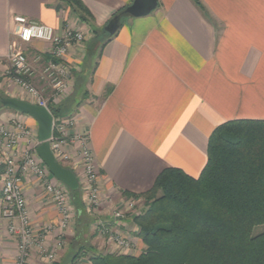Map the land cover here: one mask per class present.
<instances>
[{
    "label": "crops",
    "instance_id": "0c3cea01",
    "mask_svg": "<svg viewBox=\"0 0 264 264\" xmlns=\"http://www.w3.org/2000/svg\"><path fill=\"white\" fill-rule=\"evenodd\" d=\"M79 1L87 11L85 22L60 0H0V94L5 97H26L5 73L15 16L57 34L91 33L64 58L71 67L69 95L58 105L62 117L75 118L70 134L88 133L100 185L99 213L87 215L81 202L82 212L58 238L53 228L60 216L39 182L30 176L21 182L35 236L43 237L47 251L62 241L51 264H90L91 256L112 255L94 230L97 219L132 241L133 252L124 255L141 253L133 218L119 223L111 211L148 192L164 170L197 178L206 163L208 138L223 123L264 121V0H157L147 16L124 15L108 40L101 32L133 0ZM22 47L34 69L31 84L49 97L42 68L50 46L33 41ZM36 56L41 58L37 63ZM12 120L37 140L34 119L0 110V124ZM16 256V239L0 223V264H13ZM28 264L49 263L34 249Z\"/></svg>",
    "mask_w": 264,
    "mask_h": 264
},
{
    "label": "trees",
    "instance_id": "16d2710c",
    "mask_svg": "<svg viewBox=\"0 0 264 264\" xmlns=\"http://www.w3.org/2000/svg\"><path fill=\"white\" fill-rule=\"evenodd\" d=\"M60 1L86 21L79 0ZM126 9L111 21L119 22ZM101 33L105 40L112 36ZM48 109L54 118L64 111L62 105L49 104ZM0 110L9 109L0 105ZM70 194L81 213L80 190ZM135 198L145 203L133 218L142 252L98 254L90 264H264V232L252 235L264 225V121L223 123L208 138L206 163L197 178L167 169Z\"/></svg>",
    "mask_w": 264,
    "mask_h": 264
},
{
    "label": "built area",
    "instance_id": "2783aa9c",
    "mask_svg": "<svg viewBox=\"0 0 264 264\" xmlns=\"http://www.w3.org/2000/svg\"><path fill=\"white\" fill-rule=\"evenodd\" d=\"M13 23L14 40L8 43L5 73L11 82L26 95L28 103L49 111V104L58 105L69 95L71 67L64 64L65 56L73 47L88 41L91 33L66 30L62 34H57L52 28L21 16H15ZM33 41L50 46L49 60L42 68V77L49 82L51 91L49 97L44 96L43 90H38L31 84L34 69L27 61L22 46ZM40 59L36 56L34 62L37 63ZM75 125V118L71 116L53 117L52 133L48 143L56 162L62 167L70 166L78 181L85 213L93 217L99 213L102 203L98 172L95 168L88 133L70 134ZM38 146L39 143L33 138L31 132L19 122L12 120L8 124H0V166L2 167L0 223L6 224L7 232L14 236L17 242V256L13 264H28V258L34 249L44 254L48 263L51 264L56 259L57 249L62 245L59 239L56 248L47 251L41 242L43 237L35 236L21 190L23 178L30 176L39 182L55 207L60 220L53 230L55 229L58 238H62L69 230L77 213L71 201V191L55 180L38 158L36 154ZM134 205V201H130L123 210H112L111 217L119 223L123 222L125 215L132 211ZM118 226L122 227L121 224ZM94 230L107 242L110 254L124 255V253L133 252L132 241L118 227L110 228L97 219Z\"/></svg>",
    "mask_w": 264,
    "mask_h": 264
},
{
    "label": "water",
    "instance_id": "95a60500",
    "mask_svg": "<svg viewBox=\"0 0 264 264\" xmlns=\"http://www.w3.org/2000/svg\"><path fill=\"white\" fill-rule=\"evenodd\" d=\"M156 6L157 0H133L132 4L126 9V14L135 18L144 17L150 14ZM117 28L118 21L112 20L105 28V31L109 35H113ZM0 105L3 108L29 116L36 121L37 142L39 143L36 148L38 158L55 180L67 187L71 192L79 190L78 181L73 172L58 164L50 151L48 140L52 133V114L43 107L14 98H1Z\"/></svg>",
    "mask_w": 264,
    "mask_h": 264
},
{
    "label": "rangeland",
    "instance_id": "374dc122",
    "mask_svg": "<svg viewBox=\"0 0 264 264\" xmlns=\"http://www.w3.org/2000/svg\"><path fill=\"white\" fill-rule=\"evenodd\" d=\"M17 87V86H16ZM18 88V87H17ZM23 93V92H22ZM43 94H44V96H45V93L43 92ZM22 97H24V98H26L24 95H21ZM22 99V101H26V99ZM30 131V130H29ZM31 132V131H30ZM32 134V133H31ZM33 136V135H32ZM37 136V135H36ZM33 138L34 139H36L34 136H33ZM71 197V196H70ZM72 198V197H71ZM73 199V198H72ZM71 199V200H72ZM133 200H135L134 201V207H133V209H132V211H130V212H128V214H126L125 216H126V218L127 217H132V218H134V217H137V216H139L144 210H145V203H144V201L140 198H138V199H134L133 198ZM264 232V225H260V226H257V227H255L254 229H253V232H252V235L253 236H256V235H258V234H261V233H263ZM135 248V247H134ZM133 248V249H134Z\"/></svg>",
    "mask_w": 264,
    "mask_h": 264
}]
</instances>
